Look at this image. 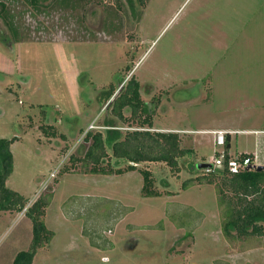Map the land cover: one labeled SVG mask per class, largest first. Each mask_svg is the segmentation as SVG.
Segmentation results:
<instances>
[{
    "label": "rangeland",
    "instance_id": "1",
    "mask_svg": "<svg viewBox=\"0 0 264 264\" xmlns=\"http://www.w3.org/2000/svg\"><path fill=\"white\" fill-rule=\"evenodd\" d=\"M4 1L18 35L0 18V139L18 138L7 187L28 205L0 214V264L29 249L26 210L50 196L44 221L54 237L33 264H264V237L223 236L214 186L182 189L218 149L200 131L264 126V0H40L42 14ZM132 77L153 131L179 133L195 149L177 175L149 166L157 198L141 196L137 171L93 175L77 161L89 131L138 127L128 110L126 123L107 111L110 86L118 93ZM49 126L54 136L43 133ZM232 136V151L256 150L258 135Z\"/></svg>",
    "mask_w": 264,
    "mask_h": 264
},
{
    "label": "trees",
    "instance_id": "2",
    "mask_svg": "<svg viewBox=\"0 0 264 264\" xmlns=\"http://www.w3.org/2000/svg\"><path fill=\"white\" fill-rule=\"evenodd\" d=\"M121 7V0H111ZM34 10H41L40 0H25ZM69 0H59V5L67 4ZM145 6V0H139ZM0 18L4 19L10 30L17 37L14 27V16L7 3L0 0ZM43 31L44 28H41ZM117 87L111 85L107 93L110 115L120 122L126 123L125 112L128 110L131 118L136 120L138 127L122 134L116 126L107 124L106 135L101 132L86 134L85 140L90 146L83 158L77 161L93 175L113 176L124 175L137 171L143 177L141 196L143 198L161 197L157 190L154 174L149 168L154 164H165L174 174L181 171L182 160L193 155V149L183 146L182 138L176 132L153 131V113L149 104L142 99V85L135 78H130L117 93ZM91 122V121H90ZM54 127H44L46 136ZM18 141L17 136L11 139H0V214L21 213L26 209L28 201L20 193L7 187V181L14 170V160L11 147ZM230 148V137L227 138L226 150ZM112 154H109V153ZM72 159L75 160L73 157ZM108 159H111L109 163ZM108 163L107 167L102 164ZM119 162H127L126 169L115 168ZM140 166H145L140 169ZM194 170V168H191ZM204 172V171H203ZM196 185H212L217 192V202L222 217V233L230 242L246 240L251 237H264V170L252 168L238 175H231L227 170L202 174L183 182L182 189L187 190ZM170 195V193H168ZM51 196L40 198L27 210L26 216L33 224V239L27 251L19 252L13 264H33L34 258L45 243H50L54 237L44 221L46 210L50 206Z\"/></svg>",
    "mask_w": 264,
    "mask_h": 264
},
{
    "label": "built area",
    "instance_id": "3",
    "mask_svg": "<svg viewBox=\"0 0 264 264\" xmlns=\"http://www.w3.org/2000/svg\"><path fill=\"white\" fill-rule=\"evenodd\" d=\"M232 132L217 131L215 135V146L218 148L215 155L207 163L210 167L204 169L206 174L213 173L216 171L227 170L231 175H238L250 169L258 168L253 157L250 155L243 156H231L227 150V138ZM234 133V132H233Z\"/></svg>",
    "mask_w": 264,
    "mask_h": 264
},
{
    "label": "crops",
    "instance_id": "4",
    "mask_svg": "<svg viewBox=\"0 0 264 264\" xmlns=\"http://www.w3.org/2000/svg\"><path fill=\"white\" fill-rule=\"evenodd\" d=\"M261 112H262V110H261ZM262 114H263V112H262ZM247 116H249V114ZM215 131H229V132H232L231 135H229V137H230V148H229V150H227V152L231 156L235 157V156L250 155L251 157H253V159L255 160L256 164H258L259 166H264V126L261 129H256V130L236 131V130H233L231 128H218V129H215V130H207V131H200V132L214 134ZM192 132H194V131H188V130L186 131V133H189V136H190V133H192ZM238 133L258 135L259 141L257 142V147H255L256 150L254 152L241 153L239 151H235V152L232 151V139H233L232 135L233 134H238ZM189 136H188V139L191 142V138ZM214 145H215V139H214ZM192 149L195 152L194 147H192ZM3 214H7V213H3ZM1 216H2V214H1Z\"/></svg>",
    "mask_w": 264,
    "mask_h": 264
},
{
    "label": "water",
    "instance_id": "5",
    "mask_svg": "<svg viewBox=\"0 0 264 264\" xmlns=\"http://www.w3.org/2000/svg\"><path fill=\"white\" fill-rule=\"evenodd\" d=\"M208 167H210V165H208V164H203L202 169L204 170V169H206V168H208ZM257 169H258L259 171H260V170H264V166H259Z\"/></svg>",
    "mask_w": 264,
    "mask_h": 264
}]
</instances>
